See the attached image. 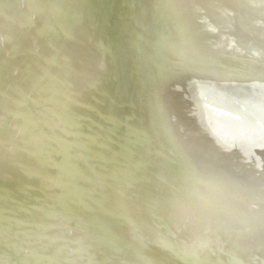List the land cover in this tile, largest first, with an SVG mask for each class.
<instances>
[{"label":"bare ground","instance_id":"6f19581e","mask_svg":"<svg viewBox=\"0 0 264 264\" xmlns=\"http://www.w3.org/2000/svg\"><path fill=\"white\" fill-rule=\"evenodd\" d=\"M136 6L73 26L84 37L69 52L67 15L0 26V92L54 108L30 137L4 121L31 138L9 167L50 173L0 168L26 184L5 196L21 211L2 208L0 264H264V0ZM33 68L40 90L21 86ZM231 170L243 174L229 184Z\"/></svg>","mask_w":264,"mask_h":264},{"label":"water","instance_id":"95a60500","mask_svg":"<svg viewBox=\"0 0 264 264\" xmlns=\"http://www.w3.org/2000/svg\"><path fill=\"white\" fill-rule=\"evenodd\" d=\"M144 0H0V26L2 30L7 34L12 32L19 31L25 24L30 11L38 10L42 11L44 14H61L67 15L70 18V22L67 24L68 31V40L66 41L64 47L61 49L63 52H69L73 49L74 44L83 40L82 29L79 27V30L73 29V26H78L80 23L88 22L92 16L97 17L102 22L109 27L113 24L118 17H114L112 12L115 8L118 9H129L128 6H136ZM137 7V6H136ZM114 17V18H113ZM99 42V41H98ZM96 44H99V43ZM1 55V53H0ZM103 63H100L103 66ZM122 69H125L124 66H121ZM100 76V69L97 71H92L85 77L89 81H92L93 78ZM150 76H153L157 79L158 75L156 72H152ZM149 77V76H148ZM147 77V78H148ZM21 86H31L34 89L40 90L39 83L40 77L38 76L37 70L29 69L25 72L22 78ZM134 82V78H132ZM94 82V81H92ZM91 83V82H90ZM23 102L22 96L17 94L16 92H12L11 94H5L0 92V168L9 167V163L7 157L16 152L21 148V146H26L30 144V134L35 129V124L37 121V114L53 112L54 108L44 107L40 105H33L28 107L27 109L22 108L21 104ZM85 105H89L84 100ZM69 109H67L68 111ZM10 119L15 123L20 122L23 129L29 132V137L27 139H18L11 134V126L5 125L4 121ZM33 148V147H32ZM32 157L37 161L39 159V154L37 148L32 149ZM244 169H252L255 170L254 167L246 166ZM9 171L11 172H21L25 176L32 172L34 178L36 180L44 178L46 175L48 176L50 173L49 167L44 166L42 168H30L26 166H10ZM243 174V171L231 170L226 174L225 182L226 183H235L238 181ZM26 184L21 182H13V181H5L0 176V214L4 212L2 208H12L15 211H21L20 207L17 204L8 202L5 200V196L7 191L21 190L24 188ZM130 190V188H128ZM36 198H30L29 201L35 202ZM65 202L63 206L60 208L66 211L67 213H71L72 209L75 207H82L81 203L76 200L75 195L73 193H69L66 195ZM8 236L7 238H9ZM126 241H131L126 239ZM134 244H143V241H132ZM22 242L20 241L19 244ZM145 243V242H144ZM24 249H28L27 246L23 247ZM162 248V247H161ZM21 249V248H20ZM169 252H172L170 249ZM176 254L177 258L184 260V262H188L185 257ZM82 259V256H80ZM208 259V258H206ZM209 260V259H208ZM207 260H205L206 262ZM164 262V261H163ZM211 262V261H210ZM209 263V262H207ZM76 264H79L76 263ZM187 264H190L189 262ZM206 264V263H205Z\"/></svg>","mask_w":264,"mask_h":264}]
</instances>
